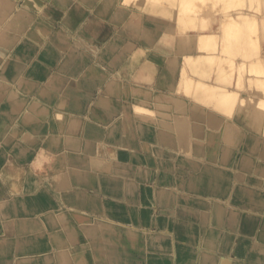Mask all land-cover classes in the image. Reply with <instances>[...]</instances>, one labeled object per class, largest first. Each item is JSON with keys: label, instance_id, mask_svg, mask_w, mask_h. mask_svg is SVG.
Returning a JSON list of instances; mask_svg holds the SVG:
<instances>
[{"label": "crops", "instance_id": "crops-1", "mask_svg": "<svg viewBox=\"0 0 264 264\" xmlns=\"http://www.w3.org/2000/svg\"><path fill=\"white\" fill-rule=\"evenodd\" d=\"M78 1L0 0V93H3V97L9 94L7 98L0 99V200H4V195L13 194L14 184H18V191L25 194L28 174L33 172L39 180V187L56 204L59 203L56 192H60L61 200L69 205V217L76 230L74 234L68 232L66 238L58 243V248L51 246L46 240H36L33 245L25 247V243L16 234L25 220H7V206L3 203L0 226L7 222L14 233L6 235L3 233L4 229H0V255L3 254L0 261L12 260V256L16 258L23 253L35 255L36 258V253L55 250L66 251L68 255L66 261H56V264H72L69 263L72 254H75L77 260L73 264H139L137 253L144 264L145 249L150 244H155L154 235L138 232L133 243L124 232L126 227L121 228L122 224L113 222L114 227L121 231L122 243L127 246V260L103 256L96 258L90 237L72 211L98 215L106 213L115 221L158 229V216L168 218L170 210L160 206L155 199L150 208L151 218L144 220L143 214H140L144 213L147 202V199L144 200V189L155 188L156 197L160 192L169 189L164 182L170 173L186 178L182 171H172L168 164L165 165L168 159L164 161L157 154L156 141L148 135V129L153 125L146 119L149 112L156 109L147 103L148 97H152L148 89L169 93L174 83L165 78L169 71L167 58L175 49L171 30L157 29L147 22L143 13L137 12L132 17L134 10H126L119 2L103 17ZM78 5L82 6V11H79ZM148 35H156V39L149 40ZM151 49L159 53L154 55ZM15 52L19 53V57L10 60ZM132 52L140 53L139 58L134 59ZM177 62L181 67L182 60L179 58ZM178 73L174 74L173 80H178ZM42 89L46 91L43 92ZM15 93L23 104L22 114H36L43 109L50 110L54 116L61 113L65 118L62 121L63 128L57 120L54 124L50 119V123L35 131L38 144V151L34 154L35 161L31 158L32 153L22 151L28 148V144L21 137L26 130L25 125L19 123L18 128L14 129L15 136L6 140L14 127L12 119L16 106L12 97ZM30 103H34V106ZM138 108H143L146 112L138 114ZM52 125H55V130ZM48 129L54 131L53 137H49L53 138V142L55 140L53 144L50 142V150L45 144L48 139L44 140V132L48 133ZM53 156L54 161L49 163V158ZM60 156L62 162L65 161V169L58 161ZM63 171L69 178V188L60 190ZM56 204L53 205L57 206ZM25 210L23 216L27 217L40 213H32L28 206ZM10 216L15 217L8 212V217ZM39 223L38 232L59 226L66 231L59 224L46 225L43 220ZM248 250H243V256L249 253ZM164 252L166 254L163 251L160 253L167 256V251ZM29 255L27 256L30 257ZM145 264H148L146 255Z\"/></svg>", "mask_w": 264, "mask_h": 264}, {"label": "bare ground", "instance_id": "bare-ground-1", "mask_svg": "<svg viewBox=\"0 0 264 264\" xmlns=\"http://www.w3.org/2000/svg\"><path fill=\"white\" fill-rule=\"evenodd\" d=\"M79 1L84 3L85 6L91 8L93 13H98L103 17H105V15L109 14L113 10V7L116 4V2L117 3L120 2L122 4L128 2V4L130 5L125 4L126 6L124 7H126L125 9L128 8V9L134 10L133 12L134 17L137 15L136 13L137 11L135 10L145 11V18H146V15H152L154 11L156 10V8L161 9L160 10L161 12L162 10L167 9L166 7L158 8L157 6H155L156 5L155 3L159 2L156 0H154V4L152 2L153 0L152 1L151 0L150 1L149 0H79ZM121 1H124V3ZM255 1H256V4H255ZM207 2H209V0L208 1L206 0H162V3L164 5L169 3L168 5L170 6L172 5V7H174V9L176 10L175 12H173L174 10L172 11V13L174 14V15L172 14L173 18H169L170 13H171L170 11H169L170 13H168L169 16H167V18L174 19L175 23L178 24L176 25V27H180L178 29L186 28V24L188 23L187 25L189 29L192 27L191 29L196 30V32H198V30L200 31L197 34L195 33L196 40L194 39L193 44H196V43L198 44L203 41L202 43L206 42L207 46L206 45L201 46L199 44V46H201L199 47V49L205 50V48H208L209 49L208 51L218 50L216 52V56L217 55L219 56L221 55L220 54L221 49L219 48L228 47L231 45L233 46L232 49H234L235 54L236 52H240L241 54L238 53L239 55L235 56L234 58L232 56L233 53H230L231 55L229 54L230 56L227 55L226 57L221 55L218 57V59H214V56H213L212 60L213 59L214 60L212 64L210 63L211 66L208 63H206L204 60H202L203 62L196 60L195 58L197 56H195V58H193L194 56L193 57L190 56L191 59L192 58L195 59L194 63L200 62L203 64L204 63L208 64L207 66H205L206 70H208L207 67L209 66V71L207 72L206 70H204L203 68L204 66L202 67L201 65L198 66V67H201V72L205 71L206 74L209 75V74L214 73L213 71H216L214 74L216 75L217 73V75H219L217 77H219V79H222L226 82V84L223 83L225 87L223 86V84L222 86H220L221 84H219V82L216 83L217 77L214 75L213 81L215 80V83L219 85V88H218V85L217 86L214 85V82L212 81L213 85L216 86L217 89H219V91L221 90L220 92H222V93H218L217 94L218 96L213 92L214 93L213 96L216 95L215 96L216 98L210 99L211 95L208 93L209 91H207V88L209 86L207 87L206 85H204V83L208 84L209 82L208 83L202 82L198 86L196 85L193 91L192 90H191L192 92L190 91V94H192L191 97L188 95L187 99L182 100L181 98V101L178 100V97L175 98L177 100L175 99L173 100L171 99V96L170 97L168 96V98H167V95L161 96V94L177 93L181 88L180 85L184 84L183 80H185V78L189 76V75L186 76L187 70H185L186 72H184L183 70L185 76L181 77L183 74L181 73L182 66H184L185 68L184 67L183 68L186 69L185 64L187 60H189L190 62L189 65L191 63L194 64L193 62L190 61V59L186 58L187 60L184 59L185 64L179 67L178 62H177L178 58L175 56V54H180V56L186 55L185 52L187 51L186 50L187 47L186 46L184 47L183 45L187 44L188 42L189 33L187 32V35H188L187 39H185L186 37L183 39L184 43L182 46L184 48L179 45H177V47L175 46L174 52L170 54V56H168L167 58L169 62L168 69L170 72L168 71V73L165 74V78L167 80H170V82L174 81V83H172V86L170 87L169 93H161V92H156L154 89L153 90L148 89L150 91H153L152 93L153 95L152 97L151 96L148 97L147 103L154 105V108L159 107V108L168 109V110L172 108V110H175L174 111L175 113L173 114H170V112L161 113V116H163L167 120L166 121L162 120L159 123L156 122L158 123V125H157V131L155 135H152L150 133L151 131L149 133L153 137V140L156 141L155 145H157V147L156 146L155 147L157 148L156 150L157 154L163 157L164 161L168 159V163H165V165L168 164V167L170 169H173L175 163H178L179 167H181V170H184L185 171V172L183 171L184 173L188 172L189 174L187 175L188 176L187 181H183V180H180L179 177H176V175L170 173L169 178H167L164 182L165 184L168 185L169 188L177 187L178 185L182 189H186L190 191L191 193H195L196 195L200 197L207 196V195H212V196L221 195L222 196V194H226L227 197L230 196L231 198V199L229 198L230 205H228V208L225 210V212L223 213L220 212L219 214L215 215L214 223L219 227L225 226V227H230V228L240 225L241 231L247 233L246 235L251 234L254 227L256 226L257 228L258 226L259 229H257V239L264 241V139H263V136H264V0H210L209 7L207 8L202 7L201 4L204 5L205 3L206 5ZM223 5L224 6L226 5V7L220 9V7H222ZM78 7H79L78 8L79 11H82L83 9L82 6L78 5ZM161 12H160L161 15L166 13V12H162V13ZM193 12H195L196 17L192 18L190 15H187L189 13L193 14ZM162 18L164 17L162 16ZM157 24H160V25L155 26L157 27V29L163 28L162 26L163 22L158 20ZM163 29H165V27ZM86 37L88 38V36ZM210 37H211V40L208 41ZM154 38L156 39V35L147 36V39L149 40H153ZM24 41L25 40H22V42ZM189 41L192 42L190 38H189ZM225 41H226V44H223L225 43ZM229 41L230 42L232 41V43L234 44L230 43L229 45ZM197 48L198 47L194 46V49L198 51L199 49ZM151 51H153L154 55L159 53L153 49H151ZM241 51H243V53ZM230 52H233V50ZM129 54L131 55V53ZM132 54H133L134 59L139 58L138 55L140 56V53L138 52L136 53L132 52ZM198 54L200 55V53ZM203 54L201 56L202 59H203ZM18 55H19L18 52L13 53L11 57L9 56L10 60L13 58L15 59V57H19ZM229 59L230 60L232 59L233 64L230 62L231 65H233L234 67L232 70L226 69L224 71V74H222L223 72L221 73L220 70H218V68H216L218 71L216 69H213V66L216 67L217 65L218 67L220 63L224 61L225 62L230 61ZM183 63L184 62L182 61V64ZM194 65H197V64H194ZM190 67H193V65ZM195 70L197 71V69ZM195 70H193L192 72H194ZM243 70L245 72H243ZM231 71L232 73L235 72V74L233 73L232 75L227 76V74L230 73ZM176 72H179L178 80L176 79L177 81L173 80L174 74ZM189 72L191 71L189 70ZM202 75H205V73H203ZM190 77L194 78L192 76ZM0 80H1V76H0ZM188 80L186 79V81ZM180 81H181V84H180ZM1 83L2 82L0 81V87H2ZM187 84L188 82L186 83V85ZM239 84L241 85V87H238V88H242V89L244 88L247 94V96H244V95L241 96V97H244L242 100L235 99L237 95H238V98L240 95V94H236L241 91L240 89L237 88V85L239 86ZM210 85L213 86L212 84ZM33 89L34 88H32L31 90ZM189 90L190 89H186L185 91H189ZM42 91L45 92L46 90L42 89ZM0 94H1L0 99L2 98L5 99L9 95V94H6V96L3 97L4 96L3 93H0ZM47 94H48V91H47ZM181 94L183 93L181 92ZM187 94L188 92H186V96ZM219 94L223 96L219 97L220 96ZM12 98H13V101H16L15 103L16 107L14 106L15 116H13V119H12L14 127L12 128L13 131H11L6 136L7 137L6 140H10L11 138L15 136L14 129H17L19 123H21V125L26 126V130L21 136L22 140H24V142L28 144L27 147H31L30 149H32V152L35 153L38 150L36 147L38 144L36 141L37 136L35 134V131L41 129V126L50 123L49 121L50 119L51 121H54V124L56 123V120L55 119L53 120L51 116H49L51 114L49 110L46 111V110L40 109L37 111L38 113L36 114H33V113L22 114L23 110L21 108L23 107V104L20 103L17 93H15V95H13ZM196 101H199V102L202 101L203 105L198 104ZM34 103L33 104L30 103V105L34 106ZM220 109L226 110L227 114H221L219 112ZM56 115L58 117L60 113ZM247 115H249V117ZM242 117H244L245 119H242ZM227 118H229L230 122L235 121L238 124L236 127L232 128L229 132H222L221 131L223 128L222 125L223 123H225ZM63 120H65V118H63L62 120H57L62 125L61 128L64 127V122H62ZM151 122L152 124H155L153 123V121ZM52 128L55 130L56 129L55 125H52ZM57 128L60 129L58 125H57ZM73 129L75 128L73 127ZM44 131L45 130H43V132ZM53 133L54 131L49 130V132L46 135V133L44 132L45 134L44 137H46L44 140L48 139L47 141L48 143L50 142L52 144L55 143V140L53 142V138L50 139L49 137V136L53 137ZM219 137L222 138L224 143H220L219 141H217ZM160 146H164V148L161 149ZM236 146L241 147L245 155L240 161L241 169H239L237 173H234L235 168H234V164H233L234 162H233L232 157L237 155V153L231 148L232 147L234 148ZM24 150L22 149V151ZM171 157H177L179 160L175 162L174 159H171ZM256 159L260 160V164H255ZM58 161L60 162V164H62L64 168L66 167L65 161L62 162L61 158H59ZM160 166L162 167V165ZM176 168L178 169V167ZM74 171L76 174L75 169ZM71 172L73 171L71 170ZM62 174L63 175L60 177V185H59L60 190L68 189L69 188V178L67 174L65 173V171H63ZM28 180H29V177H28ZM14 186L17 189L14 191V193L16 194L13 195V198H11V200L9 201H6L8 200V198L3 196L4 200H0V202L5 203L7 206L6 207V215H7L6 219L7 220H10V221L12 220L15 221V219L25 220L24 222L25 224H23V227H21V229L19 228V231L16 232L18 237H20V239H22V241L25 243V247L33 245L34 241L36 240H42V241L46 240L50 243L51 246L54 247L55 245V247L58 248L57 246L58 243L64 240L65 235L63 236L64 234L63 232L67 234L68 232L69 234H74L75 230L70 227L69 222L67 221L57 222L56 211H52L55 209L57 210V206L53 205L49 201L48 199L49 197L46 196L45 191L40 190V193L38 195L39 197L37 198V200H34L32 202L29 200V198L27 199L21 198L20 191H18L19 189L18 184H14ZM260 189H262L263 191L261 192ZM155 194H157V192L155 193V188H151V189L149 188L147 190L144 189V200L147 199V202L144 208V213H142L143 214L142 218L144 220H147L151 216L148 211L151 210L150 208L151 206H153L152 203L155 202L154 200ZM156 197H158V200L160 199L164 207H166L167 209L173 208V206H175V203L177 201L176 194L172 193L170 189L160 192L158 195H156ZM180 200H183V198L181 197ZM184 200H186V198H184ZM184 200L183 202H185ZM193 200L195 201L196 206L201 205L204 208L206 207L205 205H207L200 198L197 200L196 199H193ZM215 205L217 206L215 208L216 211H220L222 209V206H219V203H215ZM26 206H28V209L32 213L37 211L38 213L40 212L39 213L40 215L38 214L34 217L23 216ZM8 212H10V214L11 213L14 214L15 217H11V216L8 217ZM72 212L74 213L73 215H76V218L78 219V221L83 225V228L87 236L90 237L91 243H92V250L96 258L97 256H103V257L115 258L116 260H121V259L127 260L126 255L128 254H125L127 250V246H125L121 241V231L114 227L113 222H117L114 220V218H112L109 214H107L109 216H105L106 213H102L101 215H98L96 213H87V212L76 211V210ZM136 215H139L138 212H136ZM188 216H190L191 221L198 222L199 224V227L197 229L198 231L196 230V227L193 225V222L191 221L185 222L182 220L173 219L171 223H169L170 229L168 225H166L167 229L161 230L162 232L166 231V233L158 234L160 235L159 237L154 236L155 244L151 245L149 242L150 245L148 244L149 246H147V250L145 249L144 255H146V260L148 264H170L169 262H167L168 256H164L162 253H160L162 251L164 254H166L164 251H167V254L171 253V256L176 259V263H179V264H187V263L188 264L189 263L190 264H228V262H226V259L221 258L220 255L218 254V251L223 249L225 246L229 248L228 242H226V245H224L223 244L224 241L219 240V238L223 239L222 238L224 235L223 232L217 229L206 230L205 225H206L207 218L206 216H203V213L199 215L197 210L190 211ZM136 218L138 219V217ZM41 220H43V223L46 225L48 224L58 225L59 224L63 226L66 229V231L63 230L61 233H58V231L56 230L55 232L52 230H47L49 231V233L47 231L38 232L37 229L40 227L39 221ZM100 222L102 223L100 224ZM123 227H126V229H124V232H126V234H128L127 236L133 241V243H135L136 235L138 234V232H142L141 229L139 228L140 226L138 227L139 229L137 228L138 230L137 229L133 230L130 226H127L122 223L121 228ZM145 228L147 227L145 226ZM148 230L153 233L156 232V231H153L152 229H148ZM167 230L169 232L171 231L173 234L171 233L168 234ZM3 233L6 235H10L14 233V230L4 229ZM201 233H203L204 237L206 236V234L204 233H207V236L209 237L206 236L207 237L206 240H209V238L211 240L217 239L219 242L218 244L219 250L216 249L214 245L209 241L204 243V245L202 246L203 247L202 250L200 249L195 250L194 247H196L197 238L200 236ZM21 236L22 237L25 236L26 238H21ZM181 243H187L194 247H186L185 245ZM233 245H234V242L232 244V247ZM141 249H142V246H141ZM39 254L40 256H36V258H34V256L28 257L27 256L29 255L28 253H23L22 256H19V257L16 256V258L12 256L10 258L12 260H9V259L7 260L3 258L5 260L0 261L1 262L0 264H56V261H61V260L66 261L67 256H68L66 251L55 252V250H52L49 253H45L41 251ZM0 256L3 257V254H1ZM24 256H27V257H24ZM72 256L73 257H69V263H76L77 260L75 256L73 254ZM114 264H119V263L116 262ZM247 264H264V261L260 259H253V260H250Z\"/></svg>", "mask_w": 264, "mask_h": 264}, {"label": "rangeland", "instance_id": "rangeland-1", "mask_svg": "<svg viewBox=\"0 0 264 264\" xmlns=\"http://www.w3.org/2000/svg\"><path fill=\"white\" fill-rule=\"evenodd\" d=\"M150 1V0H149ZM152 1V0H151ZM156 1H159V2H157V3H155L156 5L155 6H157L158 8H162V7H166L167 9H165V10H162V12H166V13H164V14H160V10L161 9H157L156 8V12L154 11V13L152 14V15H146V20H147V22L148 23H150V24H153L154 26H156V25H160V24H157L158 23V20L159 21H161V22H163V24H162V26H163V28L165 27V29H170L171 30V34H172V41L175 43V46L177 47V45H179V46H182L183 45V43H184V41H183V39L185 38V39H187V36L189 35V38L191 39V41L192 42H190L189 41V38H188V42H187V44H185V45H183L184 47L186 46L187 48H186V55L185 56H180V54H175V56L179 59L180 58V60H182L184 63L182 64V65H184L185 64V60L184 59H186V58H188V59H190V61L191 62H195V59L196 60H199L200 62H203L202 60H204L206 63H208L209 65H210V63L212 64L213 63V60L214 59H218V57L219 56H221V55H223L224 57H226L227 55H229L230 53H233L232 54V56H233V58L235 57V56H238L239 54L238 53H240V52H236V54H235V51H234V49H232L233 48V46H231L230 45V43H232V41L230 42L229 41V45L230 46H228V47H222V48H219V49H221V52H220V54L221 55H217L216 56V52L218 51V50H210V51H208L209 49L208 48H205V50L204 49H199V47H201V46H205L207 43L206 42H204V43H202V42H200V43H196V44H193L194 43V39L196 40V34L198 33V32H200L199 30H198V32H196V30H194V29H189V27H188V23L186 24V28H183V29H178V28H180V27H176V25H178V24H176L175 23V20L174 19H169V18H173V13H172V11L173 12H175L176 10L174 9V7H172V5L170 6V5H168L169 3H167L166 5H164L163 3H162V0L160 1V0H156ZM155 1V2H156ZM206 1H208V0H206ZM121 2H123L124 3V1H121ZM153 2V4H154V0L152 1ZM120 3V2H119ZM121 5H123V6H126V5H130V4H128V2L127 3H124V4H122V3H120ZM126 4V5H125ZM209 4H210V0H209V2H207L206 3V5H205V3H204V5L203 4H201L202 5V7H209ZM255 4H256V1H255ZM116 5V4H115ZM115 5H114V7H115ZM185 6V5H184ZM183 6V7H184ZM113 7V8H114ZM224 7H226V5L224 6H222V7H220V9H222V8H224ZM140 9V8H139ZM169 9V10H168ZM126 10H128V9H126ZM198 10V9H197ZM135 11H137V12H139V13H143V14H145V11H138V10H135ZM171 13H170V12ZM134 12V11H133ZM136 12V13H137ZM161 12V13H162ZM159 13V14H158ZM168 13H170V16H169V14ZM167 14V15H166ZM173 14V15H172ZM196 14H198V13H196ZM155 15H157V16H155ZM165 15V16H164ZM187 15H190L192 18H194V17H196V15H195V12H193V14H187ZM132 16L134 17V14H132ZM162 16L164 17V18H162ZM167 16H169V18H167ZM169 19V20H168ZM178 23V22H177ZM180 24V23H179ZM167 27V28H166ZM175 27V28H174ZM183 30V31H182ZM184 30H186V31H184ZM193 31H195V32H193ZM187 32L189 33L188 35H187ZM186 33V34H185ZM196 33V34H195ZM173 34H175V35H173ZM194 34H195V36H194ZM193 35V36H192ZM210 36H212V35H210ZM211 40V37H210V39L208 40V41H210ZM224 42V41H223ZM199 44L201 45V46H199ZM223 44H226V41H225V43H223ZM232 44H234V43H232ZM189 45V46H188ZM191 45V46H190ZM182 46V47H183ZM194 46L195 47H198L197 49H199L198 51L197 50H195L194 49ZM207 46V45H206ZM181 47V48H182ZM183 47V48H184ZM182 48V49H183ZM191 50V51H190ZM194 50V51H193ZM202 50V51H201ZM204 50V51H203ZM226 52H225V51ZM233 50V52H230V51H232ZM207 51H208V53H207ZM206 52V53H205ZM229 52V53H228ZM242 53H243V51H241ZM198 53H200V55L198 54ZM205 55H204V54ZM202 54H203V59H202ZM241 54V53H240ZM180 57H179V56ZM231 55V54H230ZM229 55V56H230ZM190 56L191 57H193V58H195V56H197L195 59H191L190 58ZM213 56H214V59L212 60V58H213ZM199 57V58H198ZM201 59V60H200ZM187 60V59H186ZM230 60V59H229ZM188 61V62H187ZM186 61V64H185V66H186V69H184L185 67L184 66H182V72L181 73H183L182 74V76L181 77H183V76H185V74H184V72H186L185 70H187V74H186V76L187 75H189L188 77H186L185 78V80H183L184 82V86L183 85H180V87L182 88H180V90L177 92V93H175V94H161V96L162 95H167V97L169 96H171V99H175V98H177L178 97V100H180L181 101V98H182V100H184V99H187L188 98V95L191 97V95L192 94H190V91L192 90L193 91V89H194V87H196V85L198 86L200 83H204V82H206V83H210V84H212L213 85V82H214V85H218V84H216L217 82H219V84H221L220 86H222V84L223 83H225L226 84V82L224 81V80H222V79H219V77H217V76H219V75H217V73H216V75L214 74L216 71H213L214 73H212V74H206V72L207 71H209V66L207 67V69L208 70H206L205 68V66H207L208 64H206V63H194V64H197V65H194V64H192L193 65V67H190V66H192L191 64L189 65V60H187ZM196 62H198V61H196ZM232 63V59L230 60V61H224V62H222V63H220L219 64V66L217 67V65H216V67H214L213 65V69H216V68H218V70H220V72L222 73V74H224V71L226 70V69H233L234 67H233V65H231V63ZM229 63V64H228ZM188 64V65H187ZM233 64V63H232ZM201 65V67L202 66H204L203 68H204V70H206V72L204 71H202L201 72V67H198V66H200ZM196 66V67H195ZM211 66V65H210ZM184 67V68H183ZM229 67V68H228ZM188 68H190V69H188ZM194 68V69H193ZM200 68V69H199ZM203 68H202V70H203ZM235 68H236V66H235ZM195 69H197V71L195 70ZM183 70H184V72H183ZM189 70L191 71V72H189ZM193 70H195L194 72H192ZM211 70V69H210ZM217 70V69H216ZM217 70V71H218ZM235 70V69H234ZM197 72V73H196ZM243 72H245L244 70H243ZM177 73V72H176ZM193 73V74H192ZM203 73H205V75H202ZM234 74H235V72H233ZM232 73V71L230 72V73H228L227 74V76H230V75H232L233 74ZM213 77H211V76ZM214 75L217 77H215L216 78V83H215V80L213 81V79H214ZM190 76H192V77H194V78H191ZM209 76V77H208ZM186 79L188 80V79H190V80H188V81H186ZM192 79V80H191ZM211 80V81H210ZM186 81V82H185ZM192 81V82H191ZM213 81V82H212ZM222 81H224V82H222ZM188 82V86L186 85V83ZM205 84L204 83V85H206L208 88H209V90H208V88H207V91H209L208 93L211 95V97H210V99H213V98H216L215 96L218 94V93H222V92H220L219 91V89H217V87L216 86H211L210 84ZM180 84H181V81H180ZM241 84V83H240ZM239 84V86L237 85V88L238 87H241V85ZM191 86V87H190ZM223 86L225 87V85L223 84ZM185 87V88H184ZM189 87V88H188ZM205 87V86H204ZM236 87V86H235ZM205 88V89H206ZM218 88H219V85H218ZM24 88H22V90H23ZM30 89H32V88H29V90ZM143 89V88H142ZM186 89H190L189 91H185ZM196 89V88H195ZM213 91H212V90ZM238 89H240L239 91V93H236V94H240L239 95V98H238V95H237V97L235 98V99H240V100H242L244 97H241V96H247V94H246V90L243 88H238ZM144 90V89H143ZM182 90H184V91H182ZM244 90V91H243ZM142 91V90H141ZM149 91V93L151 94V93H153V91H150V90H148ZM191 91V92H192ZM211 91V92H210ZM180 92V93H179ZM181 92L183 93V94H185V95H183V94H181ZM186 92H188V94H187V96H186ZM216 94L215 96H213L214 95V93ZM244 92V93H243ZM153 95V94H152ZM220 96L219 97H222L221 96V94H219ZM225 95V94H224ZM160 96V95H159ZM218 96V95H217ZM165 97V96H164ZM241 97V98H240ZM175 100H177V99H175ZM198 104H202L203 105V102L202 101H196ZM202 102V103H201ZM16 103V101H14V104ZM21 103V102H20ZM149 105H152V104H149ZM153 106V108H154V105H152ZM156 109H154L153 111H150L149 112V115H148V117H146V119L149 121V122H151V121H153V123H155V124H151V125H153V126H150L151 128H149L148 129V135L151 133L152 135H155V133H156V131H157V125H158V123L160 122V121H162V120H167L166 118H164L163 116H161V113H163V112H165V113H168V112H170V114H173V113H175L174 111L175 110H172V108L170 109V110H168V109H162V108H159V107H155ZM156 110H157V112H156ZM50 111V110H49ZM138 113L139 114H143V113H145L144 112V110L143 109H141V108H139L138 110ZM158 112H160V113H158ZM177 112V111H176ZM219 112L221 113V114H227V111L226 110H223V109H220L219 110ZM50 115L49 116H51V118L54 120H62L64 117H63V115L60 113V115H58V117H57V115L56 116H54V114H53V112H51L50 111ZM158 113V114H157ZM59 114V113H58ZM251 114V113H250ZM253 114V113H252ZM150 116V117H149ZM248 117H249V115H247ZM246 116V117H247ZM62 117V118H61ZM228 117V116H227ZM159 118V119H158ZM161 119V120H160ZM242 119H245L244 117H242ZM241 119V120H242ZM157 120V121H156ZM156 122H158V123H156ZM237 122H235V121H232V122H230V120H229V118H227L226 119V121H225V123H223V128H222V132H229L232 128H234V127H236L237 126ZM151 131V132H150ZM150 132V133H149ZM221 132V133H222ZM47 134V133H46ZM54 134V133H53ZM263 139H264V136H263ZM59 141V140H58ZM217 141H219L220 143H224V141L222 140V138L221 137H219L218 138V140ZM45 144H47L48 145V150H50L51 148H50V146H49V144L50 143H45ZM31 147H28V148H26V150H24V153H32L31 154V158H34L35 157V153L38 151H36L35 153H33L32 152V149H30ZM230 148V147H229ZM232 150H234V151H236V153H237V155H235V156H233L232 158H233V164H234V168H235V171H234V173H237L238 171H239V169H241V159L244 157V155H245V153L242 151V148L241 147H239V146H236V147H232L231 148ZM62 150V149H61ZM256 150V149H255ZM252 152V151H251ZM59 158H61V156L59 157ZM171 159H174V161L176 162V161H178L179 159L177 158V157H171ZM34 161H35V158L33 159ZM240 162V163H239ZM255 164H260V160H258V159H256L255 160ZM176 167H178V169L176 168ZM66 168V167H65ZM64 168V169H65ZM172 171L174 170V171H177V170H180V171H182V173H184L185 171L184 170H181V167H179V165H178V163H175V165H174V168L173 169H171ZM184 171V172H183ZM185 174V176L184 177H186V178H182V177H179L180 178V180H183V181H187V179H188V176L187 175H189L188 174V172H186V173H184ZM30 175V176H29ZM29 175H28V177H29V182L27 181V183H26V185L28 186H25V190H26V192H25V194H23V193H21L20 192V197L21 198H24V199H27V198H29V200L30 201H34V200H37V198L39 197L38 195H39V193H40V190H42V191H45V190H43V188H41V187H39V180H37V178L34 176V174H33V172H30L29 173ZM30 183V184H29ZM36 187V188H35ZM17 188H14V190H16ZM170 189V191L172 192V193H175L176 194V199H177V201H176V203H175V206H173V208H170L169 210H170V212H169V215H168V218L167 217H165V216H163V215H160V216H158V219H159V223H160V226L158 227V229H152L153 231H156L155 233H153V232H151V231H149L147 228H145V226H141V225H134L133 223L132 224H129V223H125V222H120V221H117L119 224H125V225H127V226H130L133 230H136L139 226V228L141 229V233L142 234H144V235H154L155 237H159L160 235H158V234H165L166 233V231H164V232H162L161 230L162 229H167V227H166V225H168V227H169V223H171V221L173 220V219H175V220H182V221H185V222H189V221H191V219H190V216H188V214L190 213V211H192V210H197L198 211V214L199 215H201L202 213H203V216H206V218H207V220H206V225H205V229L206 230H215V229H217V230H220V231H222L223 232V239H221V238H219V240H222V241H224L223 242V244L224 245H226V242H228L229 243V248L228 247H224L223 249H221V250H219L218 249V244H219V242H218V240L217 239H210L209 238V240H206L207 239V237H209V236H207V233H204V234H206V236L204 237V235H203V233H201L200 234V236L197 238V244H196V247H194V246H192V245H189V244H187V243H181V244H183V245H185L186 247H194L195 248V250H202V246L204 245V243L205 242H211L213 245H214V247L216 248V249H218L219 251H218V254L220 255V257L221 258H225L226 259V262H228V264H247L250 260H253V259H260V260H263L264 261V241L263 240H258L257 239V229H259V227L257 226V228H256V226L254 227V229H253V231H252V233L251 234H248V235H246L247 233H245V232H243V231H241V228H240V225L239 226H234V227H225V226H221V227H219V226H217L215 223H214V217H215V215H217V214H219L220 212H225V210L228 208V205H230V196H226V194H222V196L221 195H219V196H217V195H207V196H202V197H200V196H198V195H196L195 193H191L190 191H188V190H186V189H182L181 187H179L178 185H177V187H170L169 188ZM260 191L262 192L263 190L262 189H260ZM46 193V192H45ZM16 193H14L13 192V194H11V195H9V196H5V197H7V198H12L13 197V195H15ZM46 195H47V193H46ZM56 195H57V198H58V200H59V203L58 204H56L54 201H51V198H49V200L53 203V204H56L57 205V210L55 209V210H52V211H56V215H57V222L58 221H67V222H69V225H70V227L71 228H73L74 230H75V227H74V225H73V222H72V220H71V218L69 217V205H65V203L63 202V200H61V195H60V192L58 191V192H56ZM36 196V197H35ZM48 196V195H47ZM60 196V197H59ZM130 196V195H129ZM49 197V196H48ZM178 197V198H177ZM183 198V200H184V198H186V200H187V202H186V200H184L185 202H183V200H180V198ZM129 198V197H128ZM191 198V199H190ZM202 199L203 201H204V203H206L207 205H205L206 207H202L201 205H198V206H196V203H195V201L193 200V199ZM230 198V199H229ZM156 199V201H159V205L160 206H164L163 205V203L160 201V199L158 200L156 197L154 198V200ZM180 202H179V201ZM6 201H9V200H6ZM160 202H161V204H160ZM194 203V204H193ZM215 203H219V206H222V209L220 210V211H216V205H215ZM1 204H3L2 202H0V210H3L2 209V206H1ZM166 208V207H165ZM206 208V209H205ZM63 211V212H62ZM150 211L151 210H149L148 212L150 213ZM147 212V213H148ZM0 213H1V211H0ZM140 214H142V213H140ZM1 215V214H0ZM150 215H151V213H150ZM62 216H64V217H62ZM105 216H109V215H107V214H105ZM99 217H101V216H99ZM151 217V216H150ZM165 219V220H164ZM5 220V219H4ZM10 221V220H9ZM13 222V221H12ZM191 222H193V225L196 227V230L198 229V227H199V224H198V222L197 221H191ZM7 223V222H6ZM4 224V226H0V229H5V230H9V229H11L12 228V226L11 225H9V224ZM25 224V223H24ZM8 225V226H7ZM20 227H23V224L20 226ZM157 227V226H156ZM49 228V227H48ZM138 228V229H139ZM21 229V228H20ZM53 230L54 232H55V230L56 231H58V233H61L62 231H63V229H62V227H60L59 226V228H54V227H50V230ZM137 229V230H138ZM169 229H170V227H169ZM168 231V230H167ZM198 231V230H197ZM75 232H76V230H75ZM64 234H63V236H64V238H66V236H67V233H65V232H63ZM173 234L171 231L169 232L168 231V234ZM199 233V232H198ZM21 238H26L25 236H23V237H21ZM11 239V238H10ZM233 242H234V245H233V247H232V244H233ZM141 246V245H140ZM247 249H249L248 251H249V253L248 254H246L245 256H243V250H245V252L247 251ZM73 253H74V250H73ZM87 253H89V252H86V254ZM37 255L36 256H40V254L39 253H36ZM42 255V254H41ZM75 255V254H74ZM89 255V254H88ZM137 256H138V263L139 264H142V260L140 259V256H139V254L137 253L136 254ZM30 257L31 256H35V255H29ZM167 256H168V258H167V262H169L170 264H179V263H176V259L175 258H173L172 256H171V253H168L167 254ZM79 260H81V261H85L84 259H82V258H78ZM143 259H144V264H145V255L143 256ZM84 264H87V263H85V262H83ZM66 264V263H65ZM73 264V263H72ZM135 264V263H134ZM188 264V263H187ZM190 264V263H189Z\"/></svg>", "mask_w": 264, "mask_h": 264}, {"label": "clouds", "instance_id": "clouds-1", "mask_svg": "<svg viewBox=\"0 0 264 264\" xmlns=\"http://www.w3.org/2000/svg\"><path fill=\"white\" fill-rule=\"evenodd\" d=\"M54 159H55L54 156L53 157H50L48 162L51 163L52 161H54Z\"/></svg>", "mask_w": 264, "mask_h": 264}]
</instances>
